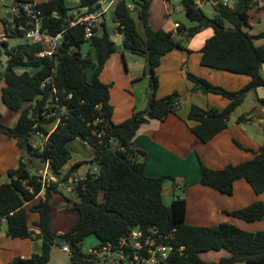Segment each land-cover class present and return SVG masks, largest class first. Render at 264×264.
<instances>
[{
    "label": "trees",
    "instance_id": "obj_1",
    "mask_svg": "<svg viewBox=\"0 0 264 264\" xmlns=\"http://www.w3.org/2000/svg\"><path fill=\"white\" fill-rule=\"evenodd\" d=\"M28 1L35 0H15V3L19 6ZM101 1L79 0L75 6H69L66 0L37 2L42 11L43 30L52 34L64 31L62 43L52 56H40L44 45L24 39V30L16 31L18 24L25 23L23 16L13 14L12 22L9 18L3 19L6 35L24 40L11 47L7 40H1L4 50L0 47V56L5 53L8 57L2 100L12 110H23L12 127L3 123L0 111V134L17 138L27 154H22L17 168L8 171L11 181L0 183V220L7 223L9 237L42 241L40 252L30 257L16 256L7 264H49L53 246L65 243L71 245L74 261L79 259V249L87 237L95 236L96 243L107 242L136 227L145 232L156 230L157 234L167 235L176 247L184 246L183 253H177L168 264H264V229L248 231L228 222L216 226L189 224L186 197L178 195L167 205L162 194L165 176L147 175L145 162L138 159V150L133 146V139L143 124L177 113L183 100L177 90L163 97L156 95L159 86L156 68L162 57L174 49L193 52L188 43L206 28L211 27L213 34L198 50L201 65L246 75L251 81L238 90H230L190 71L186 62L183 63V74L192 92L215 93L231 100L222 110L191 105L187 119L192 121L191 129L202 141H209L228 126L232 112L244 102L252 87L257 89L264 85V46L255 43L264 33L253 35L245 29L250 25V11L258 0H236L233 7L210 0L216 11L212 17L201 7L203 0H179L195 24L187 26L178 22L176 31L152 27L149 20L151 0H117L112 19L118 25L113 30L103 22L102 27H94L92 35L87 37L84 23L69 26L73 9L99 10ZM116 31L122 33L126 49L145 58L149 52L153 69V74L148 76L146 108L134 110L129 118L119 123L112 120V84L100 78L106 62L119 48ZM85 42L94 49L95 61L81 53ZM50 76L52 81L45 82ZM260 100L264 104V96ZM57 103L68 105L70 110L68 115L62 114L56 124L57 116L47 115V105L54 109ZM246 120L244 115L237 119L238 122ZM102 129L106 133L99 138L95 131ZM38 132L49 134L42 153L33 147L32 138ZM77 139L90 146L91 158L73 163L65 172L64 167L73 156L72 143ZM39 156L49 161L50 172L57 178L45 189L42 180L33 174L37 169L34 160ZM93 159L98 160V164L87 168L85 175L74 174L83 162ZM239 178H245L258 194H264V141L252 159L218 169L201 162L199 182L203 185L232 194L234 181ZM64 183L73 185L68 194L74 198L78 218L69 230L57 233L51 223V199L56 193L64 194L61 187ZM41 192H44L42 197L39 196ZM226 212L248 222L263 219L264 199ZM31 213L37 214L36 220H30ZM59 237L61 243L57 242ZM207 253L213 255L211 259L203 257ZM220 254L218 261L213 260Z\"/></svg>",
    "mask_w": 264,
    "mask_h": 264
},
{
    "label": "crops",
    "instance_id": "obj_2",
    "mask_svg": "<svg viewBox=\"0 0 264 264\" xmlns=\"http://www.w3.org/2000/svg\"><path fill=\"white\" fill-rule=\"evenodd\" d=\"M36 1V0H35ZM117 1V0H116ZM115 1V2H116ZM164 4L169 3L175 10L185 12L179 0H162ZM37 2V1H36ZM179 3V4H178ZM264 2L258 0V4L253 9L257 10L256 19L261 20L260 15L264 13ZM202 4V3H200ZM167 5L165 6L167 10ZM18 7L14 2L13 10ZM181 7V8H180ZM151 10V9H150ZM186 14V12H185ZM107 14L103 16V22L107 25ZM187 15V14H186ZM164 19L161 27L177 30L176 23L180 21H171ZM150 23L152 27L157 28L151 21H156L157 17H153L150 13ZM250 25L249 29L253 30L252 24V11H250ZM118 24L113 23L116 27ZM102 27V26H101ZM248 30L247 27H245ZM206 31V36L202 41L192 43L191 41L199 36L202 32ZM194 36L191 40L189 47L194 51L187 53L181 49H174L162 57L160 65L156 68L159 76V86L156 92L157 97H163L175 90L183 95V100L180 109L177 113H170L165 119H150L149 122L143 124L136 136L133 139V146L138 150V159L145 162V172L149 176L160 177L165 176L163 185V200L169 205L172 203L174 196L171 197L172 190L182 188L185 191L187 201L186 207V221L192 225L198 226H216L220 223L228 222L239 226L248 231H258L264 229V218L255 221H245L241 218L233 216L227 211H232L246 207L256 201L264 199V194H258L251 184L245 178H239L234 181V190L232 194L223 193L215 188L203 185L199 182L201 176V162L210 168L218 169L223 168L227 164H237L242 161L254 158L260 151L261 145L264 141V107H259L254 97L249 98L250 93L247 94L244 102L239 105L231 114L228 126L218 132L209 141H202L191 129L192 121L187 119V114L192 104H197L207 109L222 110L230 103V99L215 93L204 94L201 92H192L190 85L186 81L183 74V63L186 62L190 71L203 76L215 84L222 85L230 90H238L251 81V77L246 75L233 74L224 70H218L201 65V53L198 51L204 44L205 40L213 34L211 27L206 28ZM251 34H259L263 31H249ZM115 32V36L120 42L122 35ZM264 33V32H263ZM9 36H1V40L9 41ZM18 38V37H17ZM21 39V38H19ZM264 39H255L256 45ZM24 39H21V41ZM20 42V41H19ZM119 49V48H118ZM119 50L114 52L101 72L100 78L106 82L111 83L110 88V103L114 107L112 120L115 123L122 122L129 118L134 110L138 109L140 104H147V91H140L136 84L138 81L147 77L145 73L146 58L136 61L133 66V73L130 75V67L127 65V77L124 86L129 88L131 93L126 98V105L112 98L113 88L117 86V80L121 77L120 68H117L119 61ZM122 57L126 54L122 51ZM114 59L116 67V76L110 81L102 77L106 66L110 60ZM262 75L264 76V65L262 67ZM4 85L0 86V101L2 100V89L6 85L5 77L3 76ZM149 87V85H148ZM260 97L264 96V85L257 88ZM6 106V105H5ZM0 110L2 108L0 105ZM141 110V109H140ZM3 114V113H2ZM244 115L247 119L243 122H238L239 116ZM20 117V113L16 114L15 120L12 123L4 121V114L2 121L8 126H14ZM33 141H39L40 138L36 135L33 136ZM75 141V140H74ZM24 153L21 149L18 139L6 135H0V183L8 181L10 178L7 175L10 169L17 168L18 160ZM91 157V156H90ZM87 159V158H84ZM27 157H25V161ZM82 158L70 160L65 165V172L69 170L71 165ZM201 161V162H200ZM87 168L84 169L83 175L86 174ZM80 170L74 173L80 177ZM72 182V177L69 178ZM62 187V186H61ZM73 189V185H68L64 190L69 199L65 200L67 205L74 206V198L68 194V189ZM63 189V188H62ZM44 192L39 195L42 197ZM30 220H36L37 214L31 213ZM5 222L4 219L1 220ZM36 233L39 229L34 228ZM54 229V228H53ZM57 233H64L65 230H56ZM7 229L0 231V264H7L16 256L30 257L33 253L40 252L42 241L41 239L26 238H12L7 235ZM221 254L213 259L218 261ZM49 264H75L71 256L64 252L60 246L55 245L52 248ZM245 264V263H236Z\"/></svg>",
    "mask_w": 264,
    "mask_h": 264
},
{
    "label": "built area",
    "instance_id": "obj_3",
    "mask_svg": "<svg viewBox=\"0 0 264 264\" xmlns=\"http://www.w3.org/2000/svg\"><path fill=\"white\" fill-rule=\"evenodd\" d=\"M116 0H109L106 5V0L101 1V8L95 11H88L87 7H81L73 9L70 14L69 26L76 25L78 23H84L86 25L87 37L92 35L94 27H101L103 23V16L110 10L112 4ZM224 5L233 7L236 0H219ZM130 7H132L130 5ZM20 16H23L25 23H20L16 27V31L24 30L23 37L31 43H41L44 45V49L39 53L40 56H52L60 47L63 40V32L52 34L43 30V17L42 11L38 7L36 1H28L21 3L15 8ZM178 26V23L175 24ZM122 35L121 32L118 33ZM19 38V37H18ZM52 77H48L45 82L50 83ZM55 92V88L53 87ZM58 101V97H56ZM99 108V106L97 105ZM49 110L48 116H57L56 124L60 122L62 114H69L68 105H61L57 103L54 109H51V105H47ZM99 121L102 118L98 119ZM106 133L105 129L95 131V134L99 138H103ZM40 138L39 141L33 142L34 149L42 153L49 139V134H43L38 132L35 136ZM102 141V139H100ZM112 140V139H111ZM115 145H118L115 143ZM42 157V156H39ZM33 174L37 175L43 183L45 189L50 185L52 181H56L57 178L50 172L49 161L45 169L37 168L33 170ZM73 189H68L70 193ZM167 235L157 234L156 230H150L145 232L144 229L136 227L128 234L107 242H98L90 244L87 247L81 246L79 249V259L74 260L75 264H168L170 259L177 253L182 254L184 246L176 247L171 241H169ZM61 249L69 254L72 258L73 249L69 243L62 244Z\"/></svg>",
    "mask_w": 264,
    "mask_h": 264
},
{
    "label": "rangeland",
    "instance_id": "obj_4",
    "mask_svg": "<svg viewBox=\"0 0 264 264\" xmlns=\"http://www.w3.org/2000/svg\"><path fill=\"white\" fill-rule=\"evenodd\" d=\"M37 2H43L46 0H36ZM109 0H106V5L108 4ZM261 2H264V0H259ZM15 0H0V47L3 48L4 47L1 45V36L4 35L6 33V28L5 25L3 23V19L5 18H9V14H15V15H19L18 12L14 9L13 10V5H14ZM67 4L69 6H75L78 4L79 0H66ZM167 5V10L165 8V6ZM164 4L162 0H151V7H150V13L151 15L153 14V17H157L158 22L156 21H151L155 26L157 25H161L164 22V19L168 18L171 21H180L181 23L186 24L187 26H192L195 24V22H193L186 14L184 11H182V9L179 10H175L173 6H171L169 3ZM179 4V3H178ZM201 7L203 8V10L210 16H214V14L216 13L213 2L210 0H203ZM181 8V7H180ZM115 9V5L112 4V6L110 7V10L108 12L107 15V26L109 29L113 30L114 26H113V19H112V14L114 12ZM252 11V24H253V30H250L249 26H246L248 28L247 31H263L264 32V13L260 15L261 20L256 19V11L255 9H251ZM11 20V22L14 20V17L12 16V18H9ZM167 19V20H168ZM151 24V23H150ZM157 26V28L153 27L154 29H159V27L161 26ZM140 27V25H139ZM142 29V28H140ZM206 36V31L204 30V32H202L199 36H197L196 38H194L191 42L192 43H197L198 41H202V38ZM9 46H14L15 44H17L19 41H21V39L14 37V36H9ZM119 39V38H118ZM192 43H188V45H192ZM258 43H262L264 44V39H262V41L258 42ZM119 61L117 63V68H120V75L122 78H118L117 80V86H115L113 88V93H112V98L119 102H123L126 105V98L128 96H130V89L124 86L123 82H126V77H127V73H126V67L127 65L130 67V75H132L133 73V66L135 65L136 61L142 60L143 57H141V55L137 54V53H133L131 50L126 49L123 45V42L121 41L119 44ZM125 52V56L122 57L121 53ZM81 53L83 54V56L87 57V59L91 60V61H95V51L94 49L91 47V45L88 42H85L82 44L81 47ZM7 55L5 53H3L0 56V66H6L7 64ZM114 59L110 60L109 63L106 66V70L104 71V74L102 77L103 79H107V81H110L113 77L116 76V67L114 64ZM88 76L90 77L91 75V66H89L88 70H87ZM4 85V80L0 81V86ZM148 85H149V79L147 77H143V79H141L140 81L137 82L136 87L144 92L145 89H148ZM249 98H253V95L250 93ZM0 105L2 108V112L4 114V121L6 123H12V121L15 120L16 114L21 115L22 110L23 109H18V110H12L10 108H8L7 106L3 105V103L0 101ZM147 106L144 104H140L138 106L137 110H142L145 109ZM1 111V110H0ZM3 114H2V119H3ZM4 123V122H3ZM1 134H6V133H1ZM0 134V135H1ZM8 135V134H6ZM91 153H92V149L90 148L89 145H85L83 144V142L79 139L75 140L72 143V160L78 159V158H91ZM20 164L19 160H18V165ZM96 168V167H95ZM69 184L64 183L62 184V188H63V192L64 190L68 187ZM65 193V192H64ZM178 195H183L185 196V191L182 188H176L174 190H172L171 192V197H177ZM51 205H52V211H51V215H52V219H51V223H52V227L56 230H69L72 225L75 223V221L78 218V211L75 207H73L72 205H67L66 204V200L64 197L63 193H56L53 195L52 199H51ZM30 217H32V215H30ZM7 229V223L6 222H2L0 220V231H3ZM97 242V239L95 236H89L86 239H84L82 245L83 247H87L90 244H94ZM0 256H1V250H0ZM212 254L211 253H207L204 254L203 257L205 259H211L212 258Z\"/></svg>",
    "mask_w": 264,
    "mask_h": 264
},
{
    "label": "water",
    "instance_id": "obj_5",
    "mask_svg": "<svg viewBox=\"0 0 264 264\" xmlns=\"http://www.w3.org/2000/svg\"><path fill=\"white\" fill-rule=\"evenodd\" d=\"M12 16H13V14L10 13L9 14V18H12ZM6 72H7V70H5V67L3 65L0 66V81L2 80V78H3V76H4V74ZM145 73L148 76L153 74V69H152V66H151L150 59H149V52L146 55ZM249 92L253 95L255 101L257 102V105L259 107H264V104L260 100V97H259V94L257 92L256 87H252ZM24 153L27 154L26 150H24ZM97 164H98V160H96V159L87 160V161L83 162L81 164L80 169H79L80 170V172H79L80 176L83 175V172H84L85 168H90V167H93V166H95ZM46 165H47V159L45 157H36V159L34 160V166L37 167V168L45 169ZM8 181H11V180H8ZM57 242L61 243L62 242V238L59 237L57 239Z\"/></svg>",
    "mask_w": 264,
    "mask_h": 264
}]
</instances>
